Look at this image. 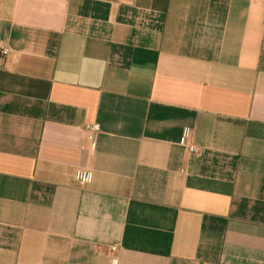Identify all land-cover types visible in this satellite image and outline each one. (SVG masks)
Masks as SVG:
<instances>
[{
  "label": "crops",
  "instance_id": "0c3cea01",
  "mask_svg": "<svg viewBox=\"0 0 264 264\" xmlns=\"http://www.w3.org/2000/svg\"><path fill=\"white\" fill-rule=\"evenodd\" d=\"M4 46L0 264H264V0H0Z\"/></svg>",
  "mask_w": 264,
  "mask_h": 264
},
{
  "label": "built area",
  "instance_id": "2783aa9c",
  "mask_svg": "<svg viewBox=\"0 0 264 264\" xmlns=\"http://www.w3.org/2000/svg\"><path fill=\"white\" fill-rule=\"evenodd\" d=\"M0 55H1V57L3 59L4 58H9L12 55V49L7 47V46H4L0 50ZM90 130H91V132L95 133V132L99 131V128L96 127V126L95 127H90ZM188 137H189V134L187 135V137L184 140V143L186 144V147L188 148V152L191 155H198L199 156L200 153H201V148L196 146V145L188 144V142H187ZM90 140L93 142V146H95L94 135L93 134L90 136ZM83 177L89 179V177L86 174H83ZM113 251H115V248H113Z\"/></svg>",
  "mask_w": 264,
  "mask_h": 264
}]
</instances>
